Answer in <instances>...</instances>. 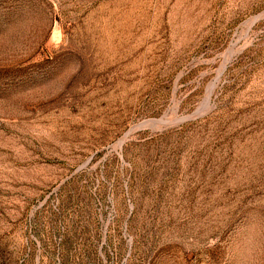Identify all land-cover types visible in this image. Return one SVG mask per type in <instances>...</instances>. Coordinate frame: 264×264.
<instances>
[{
  "label": "rangeland",
  "instance_id": "1",
  "mask_svg": "<svg viewBox=\"0 0 264 264\" xmlns=\"http://www.w3.org/2000/svg\"><path fill=\"white\" fill-rule=\"evenodd\" d=\"M0 264H264V0H0Z\"/></svg>",
  "mask_w": 264,
  "mask_h": 264
}]
</instances>
